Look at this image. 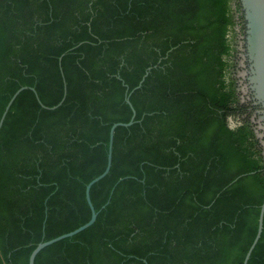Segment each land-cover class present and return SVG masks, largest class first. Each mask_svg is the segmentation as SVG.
<instances>
[{"label": "trees", "instance_id": "trees-1", "mask_svg": "<svg viewBox=\"0 0 264 264\" xmlns=\"http://www.w3.org/2000/svg\"><path fill=\"white\" fill-rule=\"evenodd\" d=\"M245 30L239 0H0V120L29 88L0 130V264L89 222L131 92L96 222L35 264H243L264 202Z\"/></svg>", "mask_w": 264, "mask_h": 264}, {"label": "water", "instance_id": "water-1", "mask_svg": "<svg viewBox=\"0 0 264 264\" xmlns=\"http://www.w3.org/2000/svg\"><path fill=\"white\" fill-rule=\"evenodd\" d=\"M240 5L242 8L243 16H244V21H245V36L244 40L242 42H239V52L237 53L236 56V62H237V67L235 71L236 78L238 79L239 84H241V81L243 79L247 78L248 80V85H243L241 88V94H242V100L243 102L247 101V95L249 93V89L254 95L255 101H257V104L262 107V112H261V117H260V123L263 124L264 127V0H239ZM242 43V44H241ZM62 58H60L61 61ZM246 62L249 63V70L248 72H244V67H246ZM151 71V68H149L142 78V81L140 84L135 88L140 89L142 87L143 82L145 81L146 77L149 75V72ZM29 89L28 87H22L20 90H18L14 96L11 98L9 101L2 118L0 120V130L3 126V123L5 121V118L18 97V95L26 90ZM32 91H34L37 95V92L34 88H30ZM133 90V91H135ZM132 93V92H131ZM130 94H127L126 97V102L129 104V106L132 109L133 116L131 118V121L129 123H116L112 126L110 130V142H109V150H108V161H107V166L105 171L93 179L86 187V199L89 204V207L91 209V218L89 222L84 224L83 226L77 228L76 230L63 234L59 237H56L52 240L40 243L31 253L30 258H29V264H35V260L37 255L46 247L53 245L59 241H62L67 238H72L76 236L77 234L81 233L82 231L88 229L91 227L97 220L99 212L95 210V207L91 201V196H90V191L92 187L100 182L102 179H104L110 172L111 167H112V159H113V144H114V135L115 131L118 127H130L133 125L135 118H136V111L134 110L132 103L130 101ZM67 94V88L65 85V92H64V98L60 102V104L52 109H56L59 107L65 100ZM38 97V95H37ZM46 108V107H45ZM261 137V135H259ZM115 189V188H114ZM114 190H112L113 193ZM109 203V202H108ZM107 203V204H108ZM106 204V205H107ZM103 206V208L106 207ZM264 228V202L261 206L260 210V216H259V222H258V230L256 237L249 249V251L246 254L245 260L243 264H248L249 259L252 255L253 250L255 249L256 245L258 244L262 232Z\"/></svg>", "mask_w": 264, "mask_h": 264}, {"label": "flooded vegetation", "instance_id": "flooded-vegetation-1", "mask_svg": "<svg viewBox=\"0 0 264 264\" xmlns=\"http://www.w3.org/2000/svg\"><path fill=\"white\" fill-rule=\"evenodd\" d=\"M242 40H244V36H242ZM242 44V43H241ZM244 67V72H248L249 70V63L246 62V67ZM245 84V85H248V80L247 78L243 79V81H241V84ZM239 84V87H240V92H241V88L243 87V85ZM242 93V92H241ZM241 97H242V94H241ZM247 102L249 103V105L251 106V110L253 111V118H252V121L254 122V124L256 125V132L258 134V137L259 135H261V137H259V139L261 140L262 142V146L264 147V127H263V124L260 123V117H261V112H262V107L260 105L257 104V101H255L254 99V95L253 93L251 92V90L249 89V93L247 95Z\"/></svg>", "mask_w": 264, "mask_h": 264}]
</instances>
